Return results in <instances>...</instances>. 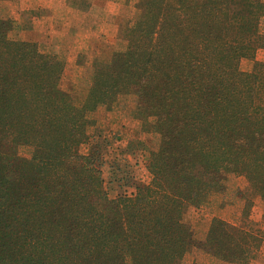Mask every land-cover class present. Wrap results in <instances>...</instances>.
Returning a JSON list of instances; mask_svg holds the SVG:
<instances>
[{
	"label": "trees",
	"instance_id": "obj_1",
	"mask_svg": "<svg viewBox=\"0 0 264 264\" xmlns=\"http://www.w3.org/2000/svg\"><path fill=\"white\" fill-rule=\"evenodd\" d=\"M137 16L81 105L60 89L64 62L0 18V264H182L194 249L248 263L234 226L215 219L202 240L184 218L231 176L264 199V1L139 0ZM130 94L160 144L150 182L111 199L101 146L81 148L90 114Z\"/></svg>",
	"mask_w": 264,
	"mask_h": 264
},
{
	"label": "rangeland",
	"instance_id": "obj_2",
	"mask_svg": "<svg viewBox=\"0 0 264 264\" xmlns=\"http://www.w3.org/2000/svg\"><path fill=\"white\" fill-rule=\"evenodd\" d=\"M264 1V0H263ZM14 3V2H12ZM0 2V18L13 21V29L9 38L16 41L33 42L39 45L41 51L55 55L64 62L65 70L60 83L63 93L72 97L73 101L81 105L86 99L91 86L94 68H107L115 52L127 48V29L137 20V10L134 15L127 16V12L118 18V34H112L113 42L100 40L94 42V48L100 50V54H94L93 49H84L78 55V50L73 51V44L67 42L58 49L31 41V36L23 30V15L13 5L4 7ZM8 8V9H7ZM10 8V9H9ZM137 9V7H136ZM20 22V23H19ZM30 27V26H29ZM29 30V29H28ZM111 30L109 34L111 35ZM260 33L264 36V18L260 23ZM115 35H117L115 37ZM29 39L28 41L25 39ZM86 42V40H85ZM57 50V49H56ZM78 60L79 66L75 64ZM256 61L264 63V49L256 53ZM86 62V64H85ZM82 64V65H81ZM254 63L251 60H243L241 68L251 71ZM136 98L134 95L120 96L110 106H101L90 114L89 145L81 148L83 154L88 153L91 146L99 144L102 148V172L104 186L111 199L133 191L136 182L149 183L151 174L147 168L150 151L157 150L160 137L147 131L146 127L135 118ZM23 157H31L32 148L21 146L18 149ZM225 192L214 193L207 203L199 208L189 206L186 208L185 222L194 231L197 238L204 240L208 235L215 219L226 221L235 227V235L238 238H247L245 252H250L247 264H264V199L244 176H231L226 182ZM231 189H230V188ZM242 190L252 202L249 217L244 218L245 201L236 195V190ZM247 234V235H246ZM182 264H242L237 261H225L210 253L196 250L186 254Z\"/></svg>",
	"mask_w": 264,
	"mask_h": 264
},
{
	"label": "crops",
	"instance_id": "obj_3",
	"mask_svg": "<svg viewBox=\"0 0 264 264\" xmlns=\"http://www.w3.org/2000/svg\"><path fill=\"white\" fill-rule=\"evenodd\" d=\"M2 2L4 7L14 5L23 15V28H26L23 32L31 36V41L50 46L57 54H60L58 49L62 45L66 46L67 42L72 44L74 42L72 50L79 49L80 56L84 49L94 48V42L98 43L100 40L113 42L112 34H118L116 28L118 18L127 10L126 17L130 14L134 15L139 0H7ZM109 30L111 35H108ZM100 50L94 48L93 52L96 54L95 51H97L100 54ZM75 64L80 65L78 60Z\"/></svg>",
	"mask_w": 264,
	"mask_h": 264
}]
</instances>
